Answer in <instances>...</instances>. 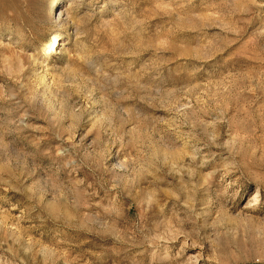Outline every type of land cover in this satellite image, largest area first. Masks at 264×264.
Listing matches in <instances>:
<instances>
[{
	"label": "rangeland",
	"instance_id": "1",
	"mask_svg": "<svg viewBox=\"0 0 264 264\" xmlns=\"http://www.w3.org/2000/svg\"><path fill=\"white\" fill-rule=\"evenodd\" d=\"M56 1L0 0V264H264V0Z\"/></svg>",
	"mask_w": 264,
	"mask_h": 264
},
{
	"label": "bare ground",
	"instance_id": "2",
	"mask_svg": "<svg viewBox=\"0 0 264 264\" xmlns=\"http://www.w3.org/2000/svg\"><path fill=\"white\" fill-rule=\"evenodd\" d=\"M56 2H59V0H57ZM52 9H53V7H52ZM60 16H61V14L59 13V17ZM57 41H58L57 37L55 35H52L51 43H50L49 47L46 50V56L47 57H49L52 54L54 46L57 43ZM255 194L256 195L253 197V200L258 196L259 190L255 191Z\"/></svg>",
	"mask_w": 264,
	"mask_h": 264
}]
</instances>
